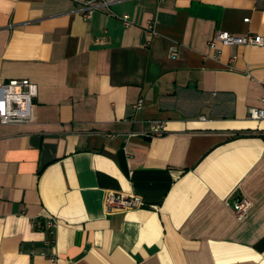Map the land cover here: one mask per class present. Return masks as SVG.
Segmentation results:
<instances>
[{
	"label": "crops",
	"instance_id": "obj_1",
	"mask_svg": "<svg viewBox=\"0 0 264 264\" xmlns=\"http://www.w3.org/2000/svg\"><path fill=\"white\" fill-rule=\"evenodd\" d=\"M81 1L0 0V83L34 86L0 123V264H264V44H208L264 35V0H109L128 24Z\"/></svg>",
	"mask_w": 264,
	"mask_h": 264
},
{
	"label": "built area",
	"instance_id": "obj_2",
	"mask_svg": "<svg viewBox=\"0 0 264 264\" xmlns=\"http://www.w3.org/2000/svg\"><path fill=\"white\" fill-rule=\"evenodd\" d=\"M99 8H105L109 14L119 17L124 24L131 22L128 14H115L109 9V0H82L79 9L84 18H88L92 13ZM248 20V16L244 17ZM151 26V24H149ZM241 44V45H262L264 44V35L244 32L236 33L227 29H217L212 37L208 40L210 46L217 44ZM170 54L177 55V48L175 45L170 46ZM142 105V98H139L135 104V108ZM34 111V86L27 77H11L0 83V123L10 122H28L33 119ZM247 116L249 118L258 119L264 118V109L256 106H249L247 109ZM163 121H153L150 124L148 134L159 135L162 134ZM104 211L112 213L117 210H126L135 208L139 205L140 196L133 192H126L122 190L108 189L104 193ZM251 205L250 199L241 195L238 197L233 205V214L237 219H243L247 215L248 208ZM57 220L54 216L49 215L45 218L43 223L34 222V226L43 227L51 236L56 228Z\"/></svg>",
	"mask_w": 264,
	"mask_h": 264
}]
</instances>
